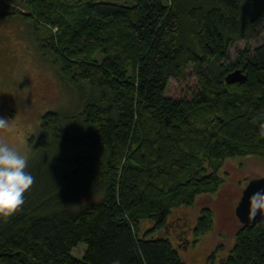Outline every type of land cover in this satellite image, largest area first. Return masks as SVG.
I'll list each match as a JSON object with an SVG mask.
<instances>
[{
  "label": "trees",
  "instance_id": "16d2710c",
  "mask_svg": "<svg viewBox=\"0 0 264 264\" xmlns=\"http://www.w3.org/2000/svg\"><path fill=\"white\" fill-rule=\"evenodd\" d=\"M23 2L77 101L41 115L34 182L0 217V264H185L213 211L189 227L171 211L216 192L225 159L264 158V42L249 44L264 0ZM236 69L246 78L228 83ZM217 264H264V220L240 223Z\"/></svg>",
  "mask_w": 264,
  "mask_h": 264
},
{
  "label": "rangeland",
  "instance_id": "374dc122",
  "mask_svg": "<svg viewBox=\"0 0 264 264\" xmlns=\"http://www.w3.org/2000/svg\"><path fill=\"white\" fill-rule=\"evenodd\" d=\"M10 11L16 14H9ZM25 11L27 7L23 0H0V116L9 120V128L0 130V142L25 155L28 167L46 138L40 129L41 115L46 110L72 112L76 109L77 93L37 48L31 22L18 15ZM256 27L258 32L249 41L252 47L264 42V15L256 22ZM244 45V42L237 43L231 51ZM222 170L223 182L216 192L198 195L192 206L174 208L168 217L174 220L183 216L189 227L195 224L202 207H210L213 211L214 225L210 232L198 237L192 230L188 232V249L179 251L185 264H217L218 259L226 254L240 226L233 207L240 199L241 189L252 178L264 176V158L257 155L228 158L224 160ZM175 224L170 232L172 237L182 229L180 224ZM149 225L144 222L142 228ZM84 245L79 244L72 254L81 257Z\"/></svg>",
  "mask_w": 264,
  "mask_h": 264
},
{
  "label": "clouds",
  "instance_id": "9594fccd",
  "mask_svg": "<svg viewBox=\"0 0 264 264\" xmlns=\"http://www.w3.org/2000/svg\"><path fill=\"white\" fill-rule=\"evenodd\" d=\"M9 128V120L0 116V130ZM28 159L15 147L0 142V217H9L24 204V194L34 182L26 171ZM258 193L256 207L264 206Z\"/></svg>",
  "mask_w": 264,
  "mask_h": 264
},
{
  "label": "water",
  "instance_id": "95a60500",
  "mask_svg": "<svg viewBox=\"0 0 264 264\" xmlns=\"http://www.w3.org/2000/svg\"><path fill=\"white\" fill-rule=\"evenodd\" d=\"M246 75L241 69H236L226 75L228 83L242 82ZM258 193H264V176L252 178L242 190V195L235 208V215L243 225L264 220V206L256 207ZM258 199L264 204V196Z\"/></svg>",
  "mask_w": 264,
  "mask_h": 264
},
{
  "label": "flooded vegetation",
  "instance_id": "af4514ba",
  "mask_svg": "<svg viewBox=\"0 0 264 264\" xmlns=\"http://www.w3.org/2000/svg\"><path fill=\"white\" fill-rule=\"evenodd\" d=\"M244 189V188H243ZM241 195H242V189H241V193H240V196H239V198L241 197ZM240 200V199H239ZM239 200H237V202L235 203V205H234V207H233V214L235 213V208H236V206H237V204H238V202H239ZM238 219V218H237ZM240 222V221H239ZM187 249H188V247H186L184 250H186L187 251Z\"/></svg>",
  "mask_w": 264,
  "mask_h": 264
},
{
  "label": "bare ground",
  "instance_id": "6f19581e",
  "mask_svg": "<svg viewBox=\"0 0 264 264\" xmlns=\"http://www.w3.org/2000/svg\"><path fill=\"white\" fill-rule=\"evenodd\" d=\"M89 194V193H88ZM82 196V195H81ZM148 218V217H147ZM133 224V223H132ZM139 230V229H138Z\"/></svg>",
  "mask_w": 264,
  "mask_h": 264
}]
</instances>
